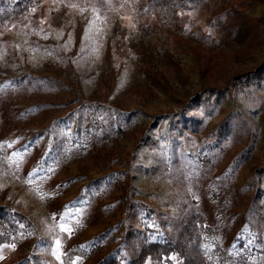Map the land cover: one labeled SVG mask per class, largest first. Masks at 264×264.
<instances>
[{
	"label": "rangeland",
	"instance_id": "374dc122",
	"mask_svg": "<svg viewBox=\"0 0 264 264\" xmlns=\"http://www.w3.org/2000/svg\"><path fill=\"white\" fill-rule=\"evenodd\" d=\"M137 1L35 0L31 11L18 19L0 11V78L3 60L14 50L23 53L20 60L25 69L43 76L14 88L0 81V202L16 205L39 223L48 237L41 251L53 264H65L62 243L70 224L64 219L73 222L76 217L62 205L72 194L55 190L52 179L31 174L28 168L43 153L44 139L35 135L67 109L68 100L85 96L124 108L139 107L150 114L145 119L148 123L161 112L178 109L189 91L221 83L225 75L252 68L264 55L263 0H174L167 13L140 9L139 16L133 8ZM145 24L153 26L145 28ZM256 100L261 104L264 128V89ZM231 108L228 100L217 106L199 101L180 122L197 142ZM227 135L221 140L222 148L210 153L217 172L231 165L234 153L247 143L242 132ZM141 136L140 128L125 134L121 140L124 156ZM153 151L146 158L152 164ZM171 156L170 162L158 168L136 171L132 181L139 188L138 195L159 209H168L170 215H180L186 207L199 209L222 239L232 242L244 221L251 187L245 192L238 187L233 190L239 213L233 224L223 222L216 217V205L209 197L214 172L190 158L182 145L172 146ZM263 159L261 139L238 167L237 180L254 172ZM76 169L70 163L56 178ZM99 204L81 210L91 228L103 214ZM12 249L11 244L0 246V262ZM144 264L158 262L148 259Z\"/></svg>",
	"mask_w": 264,
	"mask_h": 264
},
{
	"label": "trees",
	"instance_id": "16d2710c",
	"mask_svg": "<svg viewBox=\"0 0 264 264\" xmlns=\"http://www.w3.org/2000/svg\"><path fill=\"white\" fill-rule=\"evenodd\" d=\"M34 5L35 0H0V11L18 19ZM172 6L174 0H140L133 8L139 16L140 9L150 12L157 8L167 13ZM261 19L264 21V14ZM151 26L145 24V28ZM21 56L20 50H14L9 52L8 60H3L0 81L4 87L14 88L43 77L25 69ZM263 89L264 55L252 68L225 75L221 83L204 84L189 91L178 109L161 112L148 123L145 119L150 114L139 107L124 108L85 96L68 100L67 109L35 135L44 139L43 153L28 168L31 174L42 173L52 179L55 190L72 194L62 205L76 217L73 222L64 219L70 224L62 243L64 263L144 264L151 259L158 264H176V256L182 264H264V159L254 172L237 180V169L248 151L259 140L264 141L262 109L256 100ZM225 100L232 105L229 113L206 138L195 142L180 119L189 117L199 101L217 106ZM254 117H259L257 122ZM137 128L142 130V136L130 154L124 156L121 140ZM235 130L244 133L247 143L234 153L231 165L217 172L211 150L222 148L221 140ZM174 145H182L190 158L214 172L209 197L216 205L219 220L235 222L239 212L233 190L238 187L245 192L251 187L244 221L236 228L232 242L222 239L201 210L191 206L180 215H170L168 209H159L138 195L139 188L132 181L136 171H150L170 162ZM152 148L153 164L146 159ZM160 153L164 155L161 158ZM70 163L77 169L57 179L60 170ZM97 203L103 214L91 228L81 210ZM2 244L14 247L0 264H53L41 251L48 244V237L39 223L30 213L5 202H0Z\"/></svg>",
	"mask_w": 264,
	"mask_h": 264
},
{
	"label": "snow or ice",
	"instance_id": "6c2138e0",
	"mask_svg": "<svg viewBox=\"0 0 264 264\" xmlns=\"http://www.w3.org/2000/svg\"><path fill=\"white\" fill-rule=\"evenodd\" d=\"M13 247H14V245H13Z\"/></svg>",
	"mask_w": 264,
	"mask_h": 264
}]
</instances>
